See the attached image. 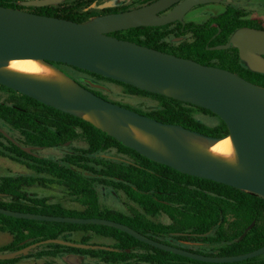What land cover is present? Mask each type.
Wrapping results in <instances>:
<instances>
[{
    "label": "trees",
    "instance_id": "trees-1",
    "mask_svg": "<svg viewBox=\"0 0 264 264\" xmlns=\"http://www.w3.org/2000/svg\"><path fill=\"white\" fill-rule=\"evenodd\" d=\"M21 1L0 0V5L76 22H86L97 15L127 9L90 6L99 0H62L45 6H24ZM231 13V10L219 13L202 23L176 20L164 25L116 30L109 34L224 68L248 79L252 73L241 70L236 47L215 48L227 43L242 26ZM52 64L105 99H109L102 90V84L106 82L121 85L126 93L150 98L154 105L146 110L113 102L161 122L180 124L213 137L228 134L223 120L206 108L66 63ZM88 81L94 85L90 86ZM251 82L264 87V74L256 75ZM0 91L7 94L4 99L0 95V121L17 132L15 138H8L0 132V156L22 163L34 172V175L0 177V193H3L0 196L1 207L48 215L106 218L126 224L155 240L208 255L240 254L264 245V197L179 172L124 146L84 118L55 109L1 84ZM198 114L216 118V123L208 124ZM77 138L84 141V146L72 145ZM64 146L68 149L58 157L41 156L35 150ZM34 183L62 185L82 207L66 208L24 189ZM98 187L110 188L115 193L122 191L140 209L132 207L131 212L125 213L104 206L100 202ZM162 213L168 216L169 223L148 217ZM251 222L252 227L241 238ZM0 231L11 235L8 243L0 245V252L14 251L49 238L102 244L92 240L103 237L112 241L102 245L113 248H80L49 242L36 246L27 254L0 259V264H15L24 258H55L64 254L85 255L102 264H264V253L223 263L191 259L101 224L15 218L0 213Z\"/></svg>",
    "mask_w": 264,
    "mask_h": 264
},
{
    "label": "water",
    "instance_id": "water-1",
    "mask_svg": "<svg viewBox=\"0 0 264 264\" xmlns=\"http://www.w3.org/2000/svg\"><path fill=\"white\" fill-rule=\"evenodd\" d=\"M61 1L23 0L20 3L45 6ZM211 1L218 0H152L131 9L97 15L86 22L0 5V67L16 59H38L52 66L51 62L66 63L206 108L226 124L228 134L223 137L206 135L180 124L161 122L105 99L57 67L70 79L71 86L49 85L1 68L0 84L74 116L81 117L79 112L89 111L99 122L97 125L90 121L92 124L150 160L264 197V87L230 70L109 34L137 26H158L176 20L182 22L184 14L193 6ZM168 8L169 11L161 13ZM231 45L240 49L250 68L264 72V58L258 55L264 54V31L238 29L227 43L215 48ZM128 125L151 134L163 149L156 150L134 138L125 129ZM0 132L11 138L1 129ZM183 133L211 141L229 136L237 163L228 164L189 147ZM0 213L15 218L107 225L154 247L205 262L240 261L264 253L263 245L240 254L208 255L155 240L126 224L106 218L48 215L1 206ZM252 225L253 222L246 227L241 238ZM49 242L80 248L113 249L102 244L49 238L14 251L0 252V259L27 254L36 246Z\"/></svg>",
    "mask_w": 264,
    "mask_h": 264
},
{
    "label": "rangeland",
    "instance_id": "rangeland-1",
    "mask_svg": "<svg viewBox=\"0 0 264 264\" xmlns=\"http://www.w3.org/2000/svg\"><path fill=\"white\" fill-rule=\"evenodd\" d=\"M147 1L151 0H99L94 3L93 6L97 8L101 7H117V8H134L140 5L145 4ZM223 9V4L218 3L215 6H203V7H195L191 10H188L183 18L182 23L186 22H204L209 16H214L219 13ZM188 36V35H187ZM90 86L94 84L91 82H87ZM103 93L112 101H116L122 104H128L134 107H138L141 109H148L154 105V101L150 98L129 94L123 90V87L119 84L113 82H106L102 84ZM0 95L2 99H4L7 94L0 91ZM200 118H202L206 123L213 124L216 123V118L210 117L205 114H198ZM0 129L4 131L9 137L15 138L17 132L11 129L9 126L0 121ZM73 146L82 147L84 146V141L81 138H77L73 143ZM68 146V143L66 144ZM68 148L60 147V148H36V152L41 156L46 157H58L61 153ZM34 175V172L31 169H28L24 164L14 161L10 158L0 156V177L3 175ZM42 176L48 177L46 174H42ZM27 192L32 195H37L41 197H46L50 202H58L62 204L66 208L70 209H80L82 206L80 203L75 200L73 197L66 193V189L57 183H45L39 184L34 183L31 186L24 188ZM100 202L111 209L129 213L131 212V208L135 207L140 209L139 206L129 201L122 191L117 193L113 192L110 188H102L98 187ZM148 217L154 221L169 223L170 219L166 214H160L156 217ZM10 239V236L5 232H0V245L5 244ZM92 241L96 243L109 244L111 243V239L96 237ZM198 246V245H197ZM202 246V245H201ZM200 245L198 247H201ZM15 264H102L95 258H91L85 255H75V254H64L59 255L58 257H40V258H24L16 262Z\"/></svg>",
    "mask_w": 264,
    "mask_h": 264
},
{
    "label": "bare ground",
    "instance_id": "bare-ground-1",
    "mask_svg": "<svg viewBox=\"0 0 264 264\" xmlns=\"http://www.w3.org/2000/svg\"><path fill=\"white\" fill-rule=\"evenodd\" d=\"M3 70L11 71L29 78L43 81L53 86H71L72 83L63 73L55 66H52L43 60L38 59H16L9 60L5 65L0 67ZM82 118L91 121L97 125L99 122L89 111L78 113ZM134 138L140 142L161 151V144L149 133L137 128L133 125H128L125 128ZM184 140L189 147L207 154L211 157L224 161L228 164L235 165L237 158L230 140V137L211 141L201 137L182 134Z\"/></svg>",
    "mask_w": 264,
    "mask_h": 264
},
{
    "label": "flooded vegetation",
    "instance_id": "flooded-vegetation-1",
    "mask_svg": "<svg viewBox=\"0 0 264 264\" xmlns=\"http://www.w3.org/2000/svg\"><path fill=\"white\" fill-rule=\"evenodd\" d=\"M218 3L223 4V9L219 13L227 12L230 10L232 11L231 15L236 19L238 23L242 24L241 28L239 29L247 28L257 31H264V0H218L214 2L211 1V2L197 4L193 6L191 9L195 7L215 6ZM169 9L170 8L166 9L161 13H165L169 11ZM236 49L240 59L241 70L244 71V73H246L247 71L252 73L251 75H248V79L245 78L246 80L252 81L255 79L256 75L264 74V72L253 70L252 68H250L248 62L241 56L240 49L237 47ZM258 55L264 58V54H258Z\"/></svg>",
    "mask_w": 264,
    "mask_h": 264
},
{
    "label": "crops",
    "instance_id": "crops-1",
    "mask_svg": "<svg viewBox=\"0 0 264 264\" xmlns=\"http://www.w3.org/2000/svg\"><path fill=\"white\" fill-rule=\"evenodd\" d=\"M0 232H1V231H0ZM5 233H7V234L10 236V239H9V241H10V240H11V235H10L8 232H5ZM9 241H8V242H9ZM8 242H6V243H8ZM6 243H5V244H6ZM2 245H3V244H2ZM29 259H32V258H29Z\"/></svg>",
    "mask_w": 264,
    "mask_h": 264
}]
</instances>
